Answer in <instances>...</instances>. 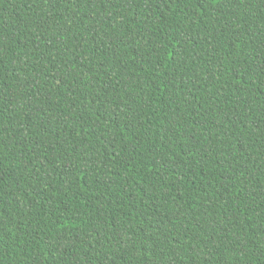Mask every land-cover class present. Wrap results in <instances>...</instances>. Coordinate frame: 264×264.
I'll list each match as a JSON object with an SVG mask.
<instances>
[{
    "label": "trees",
    "instance_id": "1",
    "mask_svg": "<svg viewBox=\"0 0 264 264\" xmlns=\"http://www.w3.org/2000/svg\"><path fill=\"white\" fill-rule=\"evenodd\" d=\"M0 264H264V0H0Z\"/></svg>",
    "mask_w": 264,
    "mask_h": 264
}]
</instances>
